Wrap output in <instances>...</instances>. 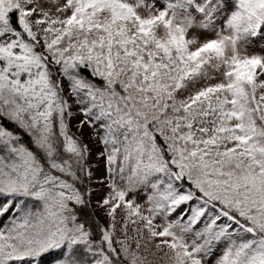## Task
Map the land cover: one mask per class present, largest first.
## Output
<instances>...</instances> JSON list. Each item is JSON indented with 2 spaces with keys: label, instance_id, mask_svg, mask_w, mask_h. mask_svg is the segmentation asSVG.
<instances>
[{
  "label": "snow or ice",
  "instance_id": "6c2138e0",
  "mask_svg": "<svg viewBox=\"0 0 264 264\" xmlns=\"http://www.w3.org/2000/svg\"><path fill=\"white\" fill-rule=\"evenodd\" d=\"M0 220V264H264V0H0Z\"/></svg>",
  "mask_w": 264,
  "mask_h": 264
},
{
  "label": "rangeland",
  "instance_id": "374dc122",
  "mask_svg": "<svg viewBox=\"0 0 264 264\" xmlns=\"http://www.w3.org/2000/svg\"><path fill=\"white\" fill-rule=\"evenodd\" d=\"M74 111H75V109H74ZM79 119H83V117L82 116H77V118L75 119V120H73V122H72V131L75 133V132H77V129H76V123H77V121L79 120ZM90 129L87 127V125H85V127H84V130H83V132H84V138H85V141L86 142H88V136H89V134H90ZM183 210V208H181L179 211H182ZM179 213H177V215H178ZM173 219H175V216H173L172 217ZM3 220H6L5 219V217L3 218ZM3 220H0V227H3ZM101 221L103 222V218H102V216H101ZM133 247H134V243H133ZM158 255H163L162 253H160V254H158ZM161 264H163V262H161Z\"/></svg>",
  "mask_w": 264,
  "mask_h": 264
},
{
  "label": "trees",
  "instance_id": "16d2710c",
  "mask_svg": "<svg viewBox=\"0 0 264 264\" xmlns=\"http://www.w3.org/2000/svg\"><path fill=\"white\" fill-rule=\"evenodd\" d=\"M5 219H7V217H5Z\"/></svg>",
  "mask_w": 264,
  "mask_h": 264
}]
</instances>
